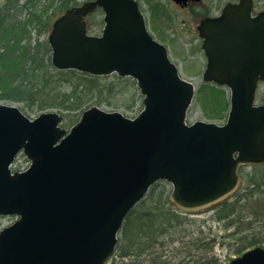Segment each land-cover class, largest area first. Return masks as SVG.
Returning <instances> with one entry per match:
<instances>
[{
	"label": "water",
	"instance_id": "1",
	"mask_svg": "<svg viewBox=\"0 0 264 264\" xmlns=\"http://www.w3.org/2000/svg\"><path fill=\"white\" fill-rule=\"evenodd\" d=\"M252 4L228 2L197 27L203 81L229 90L223 124L187 123L195 85L149 32L137 0H86L54 20V68L131 77L143 109L131 118L94 104L65 129L59 112L31 118L0 104V215L17 216L0 230V264H109L127 215L161 179L172 186L170 202L188 212L237 191L240 167L264 163V103H255L264 82V10L253 14ZM97 8L104 27L90 35L85 17ZM21 150L30 164L12 171ZM229 264H264V247Z\"/></svg>",
	"mask_w": 264,
	"mask_h": 264
},
{
	"label": "trees",
	"instance_id": "2",
	"mask_svg": "<svg viewBox=\"0 0 264 264\" xmlns=\"http://www.w3.org/2000/svg\"><path fill=\"white\" fill-rule=\"evenodd\" d=\"M33 1L25 5L36 8L38 0ZM72 1L62 0L59 8L65 11L75 4ZM16 2L18 0H5L0 12V99L22 101L27 107L39 110L53 107L63 115L66 126L70 123L73 125L83 110L91 105L101 106L105 103L111 108H129L134 104L136 95L141 98L135 81L130 77L122 78L115 73L98 76L74 69H55L50 60L48 40L39 38L42 32L40 15L31 10L28 23H39L41 30H38L34 40L29 37L26 42L23 38L29 32L27 22L9 20L8 6L15 7ZM51 69L55 73H51ZM125 94H129L130 102L120 103V96L125 97ZM197 94L208 116L222 118L228 112L229 94L221 86L205 82ZM262 166L264 164L252 166V173L242 176V183L246 187L243 193L238 190L216 206L205 208L212 210L213 219L222 222L224 228L233 227L231 233L242 240L233 250L238 255L250 247L259 246L252 235L253 221L247 211L256 207L259 211L255 213L261 214L260 209H264V200L261 199L264 197ZM158 184L151 188L149 198L141 200L127 215L111 264H173L175 257L170 256L171 245L176 240H183L180 235L182 211L169 201V196L163 190L155 191ZM200 236L196 234L186 241L187 245L195 247V254L186 248L188 258H178L176 264H220L219 258L212 254L215 238L204 240ZM203 247L205 250L201 251ZM183 253L178 251L175 256H182Z\"/></svg>",
	"mask_w": 264,
	"mask_h": 264
},
{
	"label": "rangeland",
	"instance_id": "3",
	"mask_svg": "<svg viewBox=\"0 0 264 264\" xmlns=\"http://www.w3.org/2000/svg\"><path fill=\"white\" fill-rule=\"evenodd\" d=\"M28 1L32 2L33 0H18V2L15 4V8L13 9L9 8L8 6L7 15L9 20L15 21L17 19V22H27V28L30 33H26L27 35H25L23 41L26 42L29 37L31 40H34L38 34V30L40 29L39 23H28L30 20L29 16L31 10H34L41 17L40 27H42V32L39 34V38L48 40L47 37L50 30L52 29V23L58 17V15L64 12V10H61L58 5L62 0H38L36 8L30 7L29 5L26 6L25 3ZM73 1L72 2L75 3L73 5H79L85 0ZM228 1L238 2L239 0H204L200 3L189 5L186 8L181 7L172 0H138V2H140V9L145 14L146 23L150 33H152L153 36L157 38V40L167 46L168 54L171 60L175 62V64H178L180 75L195 85V96L190 104V109L187 114L189 123L202 119L205 121H213L217 124H222L227 117V113L225 116H222V118L208 116L199 101V95L197 94V91H199L203 86V83H205L202 79L201 73L206 66V54L202 49L201 37L199 36V31H197V25L200 22L199 20L207 15H218V13L221 11V7L225 3H228ZM4 4L5 0H0V12L4 7ZM155 7L158 9H155ZM253 7L254 12H260V10H264V0H254ZM103 15L104 14L101 10H96L87 16L86 20L90 34L92 33L99 35L101 33L103 27ZM19 30L20 29H18V31ZM50 72L55 73V71L52 69ZM221 88L224 89L226 93H228V89L225 86H221ZM135 90H137V87H135ZM131 91H134V88H131ZM119 96L120 95L117 97ZM120 98L122 99L120 103L130 102L129 94H125V97L120 96ZM135 98L136 100L134 104L129 108L124 106L111 108L105 103L100 107L109 111L118 110L121 111L125 116L127 115L129 117H133L137 115L142 107V98H139L138 95H136ZM255 102L260 104L264 103V83H260L258 85ZM0 104L16 105L20 107L23 113L27 114L29 117H35L41 114V112L57 111V109L53 107L44 108L41 110L36 109L35 107H27L26 103H23L22 101L15 102L10 99H0ZM63 120H65V118H62V126L69 128L71 123L65 126ZM25 158L26 157L22 154L17 155L12 167L19 170L25 168V166L28 165V161H26ZM262 168L264 171V166H262ZM252 171L253 168L251 165H244L240 169L241 178L248 173H252ZM156 183H159L155 188L156 192L163 190L164 193L170 196L171 184L169 182L161 180ZM241 186L242 188H238L239 193H243L245 191L243 188H246L244 183H242ZM152 187L153 185L151 188ZM151 188L141 200L149 198ZM261 199L264 200V197ZM262 208L260 209L262 210L261 214L255 213L259 211L256 209V207L248 209L247 213L249 212V214H251L249 217H251L253 221V231L251 232H253L252 235L255 238L254 240L255 242L259 243V246L261 245L264 247V209ZM180 213L183 219L180 235H182L181 237L183 240H176L175 243L171 245L172 247L170 246L172 248V252L170 251V256L175 257L173 264H176L178 258H188L186 256L187 249H189L191 253L195 254V247L187 245L186 241L191 239L192 236L196 234H200V237L204 240L209 237L215 238V246L212 250V254L216 258H219L220 264H228L233 257L239 256L238 254H235L233 250L236 249L239 244H241L242 240H238L237 235L231 233L232 230H234L233 227L226 229L223 227L222 222L215 221L212 217V210H198L195 211V213ZM14 219V216L0 217V230L4 226L13 223ZM204 250V247L201 248V251ZM178 251L184 252L183 255L175 256Z\"/></svg>",
	"mask_w": 264,
	"mask_h": 264
},
{
	"label": "flooded vegetation",
	"instance_id": "4",
	"mask_svg": "<svg viewBox=\"0 0 264 264\" xmlns=\"http://www.w3.org/2000/svg\"><path fill=\"white\" fill-rule=\"evenodd\" d=\"M202 1H204V0H188L184 5H180V6L183 7V8H186L189 5L200 3ZM253 2H254V0H253ZM73 6H75V5H72L71 7H73ZM9 8L13 9L15 7H9ZM207 16H210V15H207ZM207 16H205V17H207ZM205 17H203V18H205ZM199 21H201V19ZM197 27H198V25H197Z\"/></svg>",
	"mask_w": 264,
	"mask_h": 264
}]
</instances>
